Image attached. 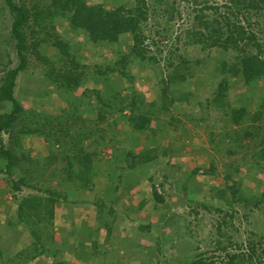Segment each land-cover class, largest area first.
Returning <instances> with one entry per match:
<instances>
[{"label":"trees","instance_id":"obj_1","mask_svg":"<svg viewBox=\"0 0 264 264\" xmlns=\"http://www.w3.org/2000/svg\"><path fill=\"white\" fill-rule=\"evenodd\" d=\"M148 1L122 0L104 6L101 2H88V0H49L48 3L32 2L31 5L18 0H0V12L7 13V23H3V27L8 29L18 59L14 67H9L12 61L9 53H5L0 60L3 66L0 76V109H3L0 112V160L5 162V170L9 177L8 184L12 192L22 190V186L25 185L37 189V183H33L32 180H41L47 184L56 180L60 184L72 185L75 189L94 191V177L98 175L100 169L105 171L111 182H114L118 178L122 180L124 172L134 173V169L139 164L161 162L165 157L179 153L178 148L168 147L172 141L166 142L156 138L151 146L142 147V141L139 140L141 133L150 132L147 126L153 120L152 117L159 116L162 111L170 114L169 122L173 126L176 124L181 126L185 136L188 135L185 122L178 117L179 115L171 113L168 104L173 108L181 107L182 104H189L190 110L193 107L197 108L198 116L182 111L183 115L186 113L192 122L195 119L196 122L197 120L203 123L208 121L211 128L217 126L218 121L223 122V125L221 123L223 130L220 133L228 137L230 142L228 153L235 154L238 150L245 148L247 151L240 156V159L248 163V167L251 168L254 164V168L257 169L261 168L258 167L259 165L264 164V41L261 40L262 29L259 31L257 28L255 31L252 28L255 21V26L260 27L259 19L260 17L264 19V0H227L222 4H218L217 0L214 1L215 3H210L209 0H187L194 6L195 14L193 21L189 22L183 31L185 45H200L203 50L215 47L223 55L210 60L209 57L189 59L179 54L176 63L168 56L166 75L161 80L164 86L158 89L160 98L158 96L155 100L144 102L143 97L134 91L135 75L131 66L144 62H159L156 55L150 54L149 45L145 43L147 37L142 29V25L149 18L148 10L153 5L152 1L150 4ZM158 1L164 3L161 11L168 15L166 25L177 15L180 16V11L175 6L180 0ZM175 13L178 14L175 15ZM59 19L66 21V28L72 29L75 35L81 38L83 45L96 46L100 50H112L116 55L115 60L112 63H95L92 66L81 64L79 52L72 50L70 43L58 34L48 31H56L55 22ZM42 32L47 36L38 37L37 41L30 44L28 34L35 38ZM125 36L132 37V43L127 46L121 43ZM51 37H53L52 45L56 48V56L51 61L45 56H41L40 59L46 63L48 69L46 79L58 91L56 99H61L58 104L61 111L58 116H44L41 122L38 121L37 114L31 113L30 121H32L25 132L42 135L47 143L49 154L45 157V161L40 163L38 160L26 158L25 152L17 153L16 148H5L2 133L11 132L14 123L24 111L21 101L15 97V86L18 75L27 67L29 47L36 49L42 41H49ZM180 37L178 35L176 39L179 40ZM152 43L155 44L156 41L152 40ZM230 49L238 50L239 53L231 58H225V51L228 52ZM172 52L170 50V55ZM202 69L206 70V76L210 73L213 75L214 84L211 97L206 101L198 102L193 98L194 91L186 90L183 86L192 77L202 75ZM112 74L123 77L127 88H131V93L118 92ZM85 83L87 86L78 94L79 98L86 101L95 98L100 105V108H94L96 115L88 109L86 117L82 116L78 110L80 102L73 104L70 100L72 94ZM234 84L238 85L242 92L235 94V99L232 101L228 93L231 85ZM110 91L114 93L111 97L108 93ZM203 109L205 111L201 113L200 110L203 111ZM125 111H128V114H125ZM117 113L119 118H115ZM109 116L114 117L112 129L114 126L117 127L121 120L126 122L130 134L129 145L125 140L110 136L108 133L110 129L100 126L105 121H109ZM10 137L12 139V136ZM85 141L87 142L84 143ZM107 147L113 150L110 158H107L103 152ZM58 162L61 166L49 171V168ZM115 163L118 164L115 165ZM231 164L234 166L228 168L224 175L230 185L231 201L243 202L242 204L246 207L249 205V199L245 194H240L241 188L235 185L236 180L233 177L238 171V163L234 160L230 162ZM16 169L21 173V177L17 180L13 179ZM214 170L213 162H209L205 173L213 174ZM198 171L199 169L195 168L193 173ZM25 174L29 179L24 176ZM167 175V172L164 173L165 177ZM177 181L179 179H176L175 183H178ZM162 185L163 182L158 186L162 187ZM119 187L120 184L117 183L114 190L109 192L108 195L112 201ZM43 190L45 194H26L21 198L17 205L18 221L26 225L45 223L44 225L50 227L42 230L30 229V234L36 236L33 244L35 250L31 248V245L27 246L16 252L13 257L1 258L0 264H24L39 255L51 258L50 264H73L61 257L58 258L56 254L61 251L58 250L57 245L54 243V246L47 247L45 240L50 237L54 239L50 228L55 219V204L57 202L77 204L79 200L69 199L66 191L56 190L49 185ZM151 193L156 202H163L164 196L158 194L154 182H151ZM252 195L255 196V200H252L253 206L258 207L264 200V187L261 192H254ZM226 201L229 200L226 198ZM91 203L96 207L97 220L103 221L106 234L109 235L113 225L105 219L106 215H110L113 223L117 217L115 206L107 205L104 198H97V200L95 198ZM105 208H107L106 213L103 211ZM248 212L250 210L244 213V217H247ZM149 226L147 224L141 227ZM216 228L217 232L221 230L220 221ZM101 229L102 226L98 225L93 231L92 229L89 231L98 233ZM89 231L87 232L91 236ZM199 241L203 243L206 240ZM199 241L195 248H199ZM235 247L240 250L226 252L224 256L198 251L195 254H187L175 262L167 263V259H164V263L244 264L243 262L251 261L255 256L259 259L264 257V241L262 243L261 240L257 242L249 240L246 250L241 243H237ZM104 248L105 243L99 246L97 240H92L90 257L101 260L100 264H121L119 260L112 262L110 249ZM219 249L225 251L226 246H219ZM151 253L148 261L154 263L158 260L159 252ZM72 256L78 262H82L85 253L83 250H78L73 252ZM258 264H264V260H259Z\"/></svg>","mask_w":264,"mask_h":264},{"label":"rangeland","instance_id":"obj_2","mask_svg":"<svg viewBox=\"0 0 264 264\" xmlns=\"http://www.w3.org/2000/svg\"><path fill=\"white\" fill-rule=\"evenodd\" d=\"M18 1H23L27 5H31L32 2H49V0ZM121 1L88 0V2H101L104 6ZM214 1L216 0H209L210 3H215ZM225 1L227 0H217L218 4ZM148 2L153 5L148 10L149 18L142 25V29L147 37L145 43L149 45L150 54L156 55L159 62H144L131 66L135 75L134 91L143 97L144 102L155 100L158 96L160 98L158 89L164 86L161 80L166 75L168 56L176 63L179 54L187 56L189 59L209 57L210 60L213 57L223 55L215 47L203 50L200 45H185L183 31L188 23L193 21L195 14L191 1H178L175 6L180 11V16L177 15L167 25L168 15L161 11L164 3L158 0H149ZM254 18L256 19V17ZM259 22L260 27L255 26V21L252 28L255 31L257 28L259 31L262 29L261 40L264 41V19L260 17ZM3 23H7L6 11L0 12V60L5 56V53H9L12 60L9 67H14L18 63L17 54L13 40L8 29L3 27ZM55 27L56 31H48L58 34L62 39L68 41L71 49L76 50L81 55V64L92 66L95 63H112L115 60L116 55L113 54L112 50H100L96 46L83 45L81 38L76 36L72 29L66 28L65 20H57ZM178 35L181 36L179 40L176 39ZM45 36L47 35L43 32L35 38L28 34V41L31 44V42L37 41L38 37ZM52 39L53 37L49 41H42L36 49L29 47L27 67L23 73L18 75L15 86V97L21 101L24 111L14 123L12 131L2 133L5 148H16L17 153L25 152L26 158H31L33 161L38 160L40 163L44 162L45 157L49 154L47 143L42 135L25 132L32 121H30L31 113L37 114L38 121L41 122L44 116H58L61 111L58 108L61 99H56L58 91L46 79L48 69L46 63L40 59L41 56H45L51 61L56 56V48L52 45ZM152 40L156 43L153 44ZM121 43L127 46L132 43V37H123ZM170 50L173 51L171 55ZM127 51L128 47L126 48ZM237 53H239L238 50L230 49L228 52L225 51L224 57L231 58ZM2 67L0 64V76L2 75ZM202 72V75L192 77L183 86L186 90L194 91L193 98L198 102L206 101L207 98L211 97L214 84L213 75L210 73L206 76L205 69H202ZM111 76L115 78L118 92L131 93V88H127L123 77L117 74ZM197 79L198 81H196ZM86 86V83L81 85L70 98L73 104L80 102L78 110L84 117H86L88 109L96 115L94 108L100 106L95 98L90 101L79 98L78 94ZM239 92L242 91L238 85H231V90L228 93L231 96L230 100L233 101L235 94ZM108 93L110 97L114 94L112 91ZM168 106L171 113L179 115L178 117L185 122L188 135L185 136V131L181 126L176 123H174L176 126H173L169 122L170 114L162 111L159 116L152 117L153 120L147 126L150 132L148 134L146 132L141 133L139 140L142 141V147L151 146L156 138L166 142L172 141L168 147L170 149L178 148L180 152L165 157L161 162L139 164L134 169V173L124 172L122 180L118 178L114 182H111L105 171L100 169L98 175L94 177V191L75 189L72 185L60 184L56 180L48 181V184L41 180H32L33 183H37V189L25 185L22 186V190L12 192L8 184L9 177L5 170V162L0 160V259L13 257L16 252L30 245L35 250L33 244L36 236H32L29 230H42L50 227L44 225L45 223L21 224L22 222L18 221L17 209V205L23 196L26 194H45L43 188L48 185L56 190L66 191L69 199L79 200L77 204L57 202L55 204V219L50 228V232L54 234V238L58 239L60 245L57 248L61 253L58 252L56 256L73 264L101 263V260H94L93 257H90L92 240H97L99 246L105 243L104 249H110V260L112 262L119 260L121 264H142L144 261L146 264H167L198 251H206L215 256H224L226 252H238L240 249L235 247L237 243H241L244 250H246V244L249 240L255 242L261 240L263 243L264 200L260 202L258 207H255L252 204L255 196L252 194L263 190L264 164L259 165L258 167L261 168L257 169L254 168V164L253 167H248V163L240 159V156L247 151L245 148L238 150L235 154L228 153L230 142L228 137H224L220 133L223 130L221 126L223 122L218 121L217 126L211 128L208 121L203 123L197 120L196 122L195 119L192 122L186 113L183 115L185 111L198 116L199 110L197 108L193 107L190 110L189 104H182L178 108H173L169 104ZM2 111L3 109H0V112ZM204 111V109L203 111L200 110L201 113ZM125 114H128V111H125ZM115 118H119V113L115 115ZM108 119V122L105 121L100 126L111 130L114 117L109 116ZM126 126V122L121 120L119 125L114 126L108 133L110 136L125 140L126 144L129 145L130 134L128 133L129 128ZM112 151L111 147H107L103 152L107 158H110ZM234 160L238 163V171L233 176L236 180L235 185L241 188L239 189L241 190L240 194H245L249 199L247 208L244 207L243 202L231 201L230 185L224 177L226 170L234 166V163L230 165V162H234ZM209 162L214 164L213 174L205 173ZM117 164L115 163V165ZM33 165L36 167V163ZM60 166L61 163H55L49 168V171ZM195 168L199 169L198 173H193ZM166 172L167 177L164 176ZM20 175L21 173L16 169L13 179H19ZM24 176L28 178L27 174ZM216 176L219 177L216 178ZM184 178H186V182L183 183ZM176 179H179L178 183H175ZM151 182L156 183L158 194L164 196L163 202H156L154 199L151 193ZM161 182H163L162 187L158 186ZM117 183L120 184V187L116 191L114 201H112L108 194L114 190ZM95 198L96 200L97 198H104L107 205L112 204L116 208L117 217L113 223L111 221L112 216L106 215L105 220L113 225V230L109 235L106 234L103 221L96 218V207L91 203ZM226 198L229 201H226ZM247 210L250 212L246 213L247 217H244ZM103 211L106 213L107 208ZM219 221L221 222V230L217 232L216 225ZM147 224L150 226L141 227ZM98 225L102 226L98 233L89 231L91 229L93 231ZM87 231L91 233V236ZM107 236L110 238H106ZM199 240L206 241L202 243ZM45 241L47 247L54 246L55 240L51 237ZM198 241L199 248H195ZM219 246H226V250L222 251ZM78 250H83L85 253L82 262H78L72 256V253ZM152 251L154 253L159 252L158 260L149 263L148 257ZM164 259H167V263H164ZM259 260L263 261L264 257L259 259L255 256L253 260H246L243 263L258 264ZM28 262L27 264H50L51 258L48 259L44 255H39V257Z\"/></svg>","mask_w":264,"mask_h":264},{"label":"crops","instance_id":"obj_3","mask_svg":"<svg viewBox=\"0 0 264 264\" xmlns=\"http://www.w3.org/2000/svg\"><path fill=\"white\" fill-rule=\"evenodd\" d=\"M54 240H55V244H56L57 246H60L59 243H58V239L54 238ZM30 262H31V261H30ZM28 263H29V262H28ZM24 264H27V263H24Z\"/></svg>","mask_w":264,"mask_h":264}]
</instances>
